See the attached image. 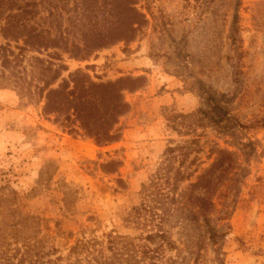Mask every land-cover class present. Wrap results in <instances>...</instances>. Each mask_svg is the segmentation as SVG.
<instances>
[{
  "label": "rangeland",
  "instance_id": "374dc122",
  "mask_svg": "<svg viewBox=\"0 0 264 264\" xmlns=\"http://www.w3.org/2000/svg\"><path fill=\"white\" fill-rule=\"evenodd\" d=\"M137 6L147 22L134 40L118 41L87 59L60 49L69 67L64 76L80 69L96 83L138 79L123 83L129 109L120 117L118 140L101 145L83 131L72 133L43 113L44 101L26 103L14 88L0 89V188H6L0 191V254H13L15 262L27 255L26 264L29 259L69 264L77 239L98 237L106 245L112 232L132 242L148 263L141 251L163 242L145 237L162 229L178 247L169 250L164 244L159 249L164 260L264 264V126L259 124L264 118V0H138ZM236 6L238 31L232 33ZM180 44L188 57L179 56ZM198 80L225 94L230 115L246 128L230 133L206 121L201 125L194 115L180 116L201 107ZM181 145L201 148L186 162L196 157L191 169L200 165L192 181L217 157L209 158L212 148L234 153L236 163L214 196L213 215L229 211L220 251L202 224L161 195H173L166 178L179 166L180 152L169 147ZM10 188L20 194L17 203L1 198ZM10 204L38 217L28 244L13 237L22 236L23 226Z\"/></svg>",
  "mask_w": 264,
  "mask_h": 264
},
{
  "label": "trees",
  "instance_id": "16d2710c",
  "mask_svg": "<svg viewBox=\"0 0 264 264\" xmlns=\"http://www.w3.org/2000/svg\"><path fill=\"white\" fill-rule=\"evenodd\" d=\"M137 4L138 0H0V89L14 88L26 103L39 104L44 101L43 113L54 115L59 126L72 133L83 131L101 145L118 140L122 130L118 126L120 117L129 109L122 95L123 83L138 79L121 78L96 83L80 69L64 76L69 67L60 49L75 57L87 59L96 51L118 41L134 40L144 32L147 22L146 15ZM238 23L237 7L232 21V33L238 31ZM178 49L181 58L189 56L183 45L180 44ZM198 86L201 107L194 113L180 116L194 115L201 125L206 121L230 133H234L237 127L246 128L244 123L230 115L225 94L217 93L201 80H198ZM259 122L264 126V118ZM177 150L180 152L179 166L172 175L168 172L166 178L172 184L173 195H161L176 203L178 210L185 212L190 221L202 224L212 244L220 251L221 242L229 229L226 221L229 211L221 209L219 216L213 215L217 211L214 196L236 163L234 153L225 148H212L209 158L214 153H217V157L192 181L200 165L191 169L197 162L196 157L188 164L186 162L193 152H199L201 148L195 149L193 145L169 147L171 153ZM185 181H189L186 189L180 193L174 192ZM39 183L44 184L43 180H39ZM5 189L1 187L0 191ZM8 193L7 197L1 196L4 201L17 203L20 200L17 190L10 188ZM15 207L10 204L7 208L13 216L18 214V222L23 228L18 230L21 237H13L16 241L21 239L28 244L32 239L29 233L31 224L38 217L30 212H19L18 207ZM106 236V245L98 237L77 239L70 248L69 264H178L173 257L162 259L159 253L164 244L169 250L178 249L165 230L157 229L146 235L145 239L152 243H156L157 237L163 242L157 247L147 246L141 251L145 258H149L148 263L138 257V249L132 242L121 241L112 232ZM121 242L122 247H119ZM106 250L111 254L107 255ZM27 259V255H24L15 262L13 254L7 251L0 254V264H26ZM60 259L58 256L57 260ZM29 260L30 264H44Z\"/></svg>",
  "mask_w": 264,
  "mask_h": 264
}]
</instances>
